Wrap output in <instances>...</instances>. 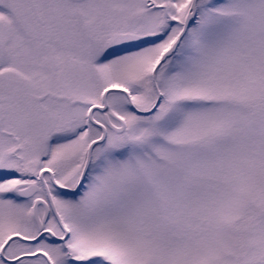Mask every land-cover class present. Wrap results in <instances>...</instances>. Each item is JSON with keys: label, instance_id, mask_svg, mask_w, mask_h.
<instances>
[{"label": "snow or ice", "instance_id": "6c2138e0", "mask_svg": "<svg viewBox=\"0 0 264 264\" xmlns=\"http://www.w3.org/2000/svg\"><path fill=\"white\" fill-rule=\"evenodd\" d=\"M0 264H264V0H0Z\"/></svg>", "mask_w": 264, "mask_h": 264}]
</instances>
